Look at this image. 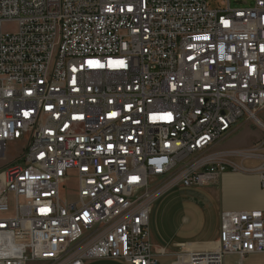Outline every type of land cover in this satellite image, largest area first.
I'll use <instances>...</instances> for the list:
<instances>
[{
	"label": "built area",
	"instance_id": "2783aa9c",
	"mask_svg": "<svg viewBox=\"0 0 264 264\" xmlns=\"http://www.w3.org/2000/svg\"><path fill=\"white\" fill-rule=\"evenodd\" d=\"M262 111L264 0H0V264H158L165 192L227 170L264 189V136L210 152ZM226 254H264V210L222 211L215 249L175 256Z\"/></svg>",
	"mask_w": 264,
	"mask_h": 264
},
{
	"label": "crops",
	"instance_id": "0c3cea01",
	"mask_svg": "<svg viewBox=\"0 0 264 264\" xmlns=\"http://www.w3.org/2000/svg\"><path fill=\"white\" fill-rule=\"evenodd\" d=\"M212 186V185H211ZM216 188H222L223 186H232L238 188V191H244L245 194L242 198H237L233 202L231 199H221L219 201V218L214 219L211 227L204 228L202 219H197L196 227L193 229L195 235L190 233L191 230L187 227L190 219L188 215H183L182 218H178V212L175 214L177 204L171 206V208L165 207L161 213L160 221L155 228H151V240L155 248L165 249L167 252L161 254L158 264H182L175 256L184 250H213L217 247L219 226H220V214L224 210H248V209H261L264 210V189L261 187L257 175H246L233 172L223 173L216 184ZM197 189L186 188L181 189L182 198L187 203H210V194L196 191ZM256 197V198H255ZM260 197V198H257ZM161 198V197H160ZM158 198V200L160 199ZM181 203V202H179ZM179 221L180 226H176L175 222ZM181 220L187 222L186 227H181ZM202 231H208L206 234H202ZM201 233V234H200ZM175 253V254H174ZM260 254H250L241 259L236 254H226L224 256L223 264H245L248 263L252 257L259 256ZM247 260V261H246ZM244 261H246L244 263ZM85 264H126L119 260L110 258L87 260Z\"/></svg>",
	"mask_w": 264,
	"mask_h": 264
},
{
	"label": "rangeland",
	"instance_id": "374dc122",
	"mask_svg": "<svg viewBox=\"0 0 264 264\" xmlns=\"http://www.w3.org/2000/svg\"><path fill=\"white\" fill-rule=\"evenodd\" d=\"M211 3L213 0H209ZM253 0H230V6L231 8H242L247 5H252ZM16 23H4L3 25V31L4 32H14L16 31ZM259 118L264 121V111L259 113ZM264 132L259 129V127L255 126L250 121L240 120L237 124V126L233 129V131L226 136L224 139H222L219 142H216L214 144V148L210 152L214 151H229V150H247L251 145L255 144L257 141H259L261 138H263ZM17 148L12 144L10 145V151L13 153L16 151ZM231 160V159H229ZM238 164H242L245 167L252 168L256 167L259 164V161L256 159H245L242 162L238 158L237 161H235ZM226 172H234L227 170ZM239 174H246V175H255V174H248L239 171ZM75 183L73 181L68 182L67 186L62 188V192H65L67 190V187L69 190L73 188ZM193 189H197L196 191L202 192V193H208L210 194V201L212 202L213 207L210 203H187L182 198L181 189L179 188H172L169 191L165 192L159 200H157L153 207L150 214V225L151 228H155V225H158L161 217V213L164 211L163 209L165 207L171 208V206H175L177 204V209H175V214L178 212V218H182L183 215H188L190 222L188 223L184 220H181V227H188L192 235H195L196 233L193 232V229L196 227V223L199 221L197 219H202V223L204 228L211 227L212 223L214 222V219L219 218V201L220 198L222 199H231L233 202L237 198H242L245 194L244 191H238V188L232 186H226L222 188H216L214 185L212 186H205V187H195ZM256 198V197H255ZM260 198V197H257ZM264 199V197H262ZM181 202V203H179ZM239 211V210H237ZM176 226H180V222L176 220L175 222ZM208 231H202V234H206ZM201 234V233H200ZM247 261V260H246ZM244 261V263L246 262ZM245 264H264V254H260L259 256L252 257L251 260L248 263Z\"/></svg>",
	"mask_w": 264,
	"mask_h": 264
},
{
	"label": "snow or ice",
	"instance_id": "6c2138e0",
	"mask_svg": "<svg viewBox=\"0 0 264 264\" xmlns=\"http://www.w3.org/2000/svg\"><path fill=\"white\" fill-rule=\"evenodd\" d=\"M225 23H227L226 21H225ZM113 115H115V114H113ZM170 118V117H169Z\"/></svg>",
	"mask_w": 264,
	"mask_h": 264
}]
</instances>
